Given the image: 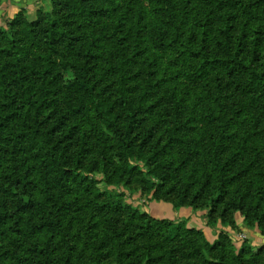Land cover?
Returning a JSON list of instances; mask_svg holds the SVG:
<instances>
[{
  "label": "trees",
  "instance_id": "1",
  "mask_svg": "<svg viewBox=\"0 0 264 264\" xmlns=\"http://www.w3.org/2000/svg\"><path fill=\"white\" fill-rule=\"evenodd\" d=\"M133 183L264 226V0H48L0 29V264H264L124 207Z\"/></svg>",
  "mask_w": 264,
  "mask_h": 264
},
{
  "label": "rangeland",
  "instance_id": "2",
  "mask_svg": "<svg viewBox=\"0 0 264 264\" xmlns=\"http://www.w3.org/2000/svg\"><path fill=\"white\" fill-rule=\"evenodd\" d=\"M7 1L8 0L0 1V6ZM47 1L48 0H9L7 5L9 8H12V15L8 14L0 19V29L7 27L12 22L15 15L21 14L22 17H27L29 21L34 20L37 9L44 7ZM20 2L22 3V6ZM31 7L35 10L33 16H28V8L30 9ZM94 177L99 181L96 186L97 189L103 191L104 183L102 175L95 174ZM111 189L117 192H124V199L122 201L124 207L137 210L138 212H147L156 218H158L157 213L162 212L166 215L175 217L173 220L185 221L188 228L201 231L205 238L209 237L210 242L213 240L211 237H216L217 240L220 231L223 230L228 232L236 249L240 248L242 243L251 246L254 251L260 248L264 249V226L256 227L254 224H246L240 214L231 215L236 226L233 230L221 226L220 223H214L215 225L208 226L207 211L202 208L203 205L198 204L196 209L184 206L181 209L176 210L171 201L168 202L166 199L162 200V198L152 200L151 193L144 191L137 183H133L132 185L127 186V188H123L122 186H112ZM232 218L229 217L228 220L230 221Z\"/></svg>",
  "mask_w": 264,
  "mask_h": 264
},
{
  "label": "crops",
  "instance_id": "3",
  "mask_svg": "<svg viewBox=\"0 0 264 264\" xmlns=\"http://www.w3.org/2000/svg\"><path fill=\"white\" fill-rule=\"evenodd\" d=\"M29 1V0H28ZM8 3H9V0L7 1ZM7 2H5L4 4H2L1 6H0V19L1 18H3L4 16H6V15H8V14H11L12 13V8H9V6L7 5L8 3ZM19 2V1H18ZM21 3V2H20ZM25 4V3H24ZM21 6H22V3H21ZM34 8L33 7H31L30 9L28 8V13H27V15L28 16H33V13H34ZM12 15V14H11ZM0 22H1V20H0ZM158 215H157V217L158 218H168V219H174L175 217H172V216H170V215H166V214H164V213H162V212H159V213H157ZM184 219V218H183ZM204 231V230H203ZM204 233H205V231H204ZM206 235V234H205ZM207 238V240L210 242V240H209V237H206ZM211 239H213L212 240V242H210V243H213V242H215L216 241V237L215 238H213V237H211Z\"/></svg>",
  "mask_w": 264,
  "mask_h": 264
}]
</instances>
